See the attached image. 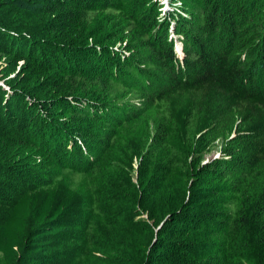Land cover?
Instances as JSON below:
<instances>
[{"label":"trees","instance_id":"obj_1","mask_svg":"<svg viewBox=\"0 0 264 264\" xmlns=\"http://www.w3.org/2000/svg\"><path fill=\"white\" fill-rule=\"evenodd\" d=\"M167 1L0 0V264H264V0Z\"/></svg>","mask_w":264,"mask_h":264},{"label":"rangeland","instance_id":"obj_2","mask_svg":"<svg viewBox=\"0 0 264 264\" xmlns=\"http://www.w3.org/2000/svg\"><path fill=\"white\" fill-rule=\"evenodd\" d=\"M161 2L162 3H164L165 4V8L166 7H168V3H170L169 1H167V0H161ZM172 7H177L178 8V5L177 4H173V6ZM178 10V9H177ZM177 45H178V43H177ZM1 56V58H0V67L1 66H3V67H5V63H6V57H5V54H2V55H0ZM2 68V67H1ZM1 70V69H0ZM14 76V74H11L9 77H13ZM0 84L2 85V80H0ZM218 145H216V147H214V149L212 150V152L211 153H209L208 155H207V157H211V156H217V154H218ZM72 176H74V179L77 181V180H80L81 178H76V177H82V174L81 173H73L72 174Z\"/></svg>","mask_w":264,"mask_h":264},{"label":"bare ground","instance_id":"obj_3","mask_svg":"<svg viewBox=\"0 0 264 264\" xmlns=\"http://www.w3.org/2000/svg\"><path fill=\"white\" fill-rule=\"evenodd\" d=\"M179 51H180V48H179V46H178V48H177Z\"/></svg>","mask_w":264,"mask_h":264}]
</instances>
